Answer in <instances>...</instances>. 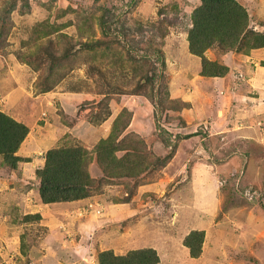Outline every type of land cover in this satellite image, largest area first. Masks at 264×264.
<instances>
[{"label": "rangeland", "instance_id": "374dc122", "mask_svg": "<svg viewBox=\"0 0 264 264\" xmlns=\"http://www.w3.org/2000/svg\"><path fill=\"white\" fill-rule=\"evenodd\" d=\"M239 2L264 35V0ZM201 4L0 0V110L29 127L15 165L0 154V264L143 248L158 264H264V46L249 31L193 53ZM204 58L229 71L203 74ZM59 147L86 150L89 195L44 202L39 169Z\"/></svg>", "mask_w": 264, "mask_h": 264}, {"label": "trees", "instance_id": "16d2710c", "mask_svg": "<svg viewBox=\"0 0 264 264\" xmlns=\"http://www.w3.org/2000/svg\"><path fill=\"white\" fill-rule=\"evenodd\" d=\"M193 20L189 48L195 54L202 55L205 49L215 43H222L228 49L241 47V39L249 31L255 34L252 46H264V35L250 25L249 13L239 0H202V4L194 11ZM228 71L227 65L206 58L202 61L203 74L223 77ZM28 132L27 125L0 110V154L11 165L20 159L15 153ZM111 146L112 133L98 144L97 155L102 164L109 157ZM86 155V150L81 147H59L46 152V163L39 169V187L44 202L75 200L89 195L91 180L85 169ZM204 236V231L194 230L185 238V245L193 257L201 254ZM99 260L100 264H158L160 261L153 248L137 249L121 256L106 250L100 253Z\"/></svg>", "mask_w": 264, "mask_h": 264}, {"label": "water", "instance_id": "95a60500", "mask_svg": "<svg viewBox=\"0 0 264 264\" xmlns=\"http://www.w3.org/2000/svg\"><path fill=\"white\" fill-rule=\"evenodd\" d=\"M197 156V155H196ZM196 156H195V158H196Z\"/></svg>", "mask_w": 264, "mask_h": 264}]
</instances>
